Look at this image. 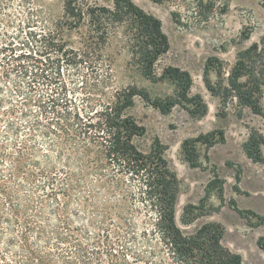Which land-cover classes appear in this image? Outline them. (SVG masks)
Returning <instances> with one entry per match:
<instances>
[{
  "label": "trees",
  "instance_id": "1",
  "mask_svg": "<svg viewBox=\"0 0 264 264\" xmlns=\"http://www.w3.org/2000/svg\"><path fill=\"white\" fill-rule=\"evenodd\" d=\"M13 1L0 0V264H130V224L124 220L116 225L110 214L99 213L95 195L84 192L86 176L103 180L109 196L124 192V178L137 180L155 216L153 233L174 263L243 264L239 254L224 248L220 225L205 223L193 233L178 227L179 180L164 158L165 146L155 140L143 154L133 144L144 128L126 112L135 96L148 100L147 93L128 89L102 105L94 93L86 92L85 72L97 75L109 36L120 27L128 45L131 30L138 64L144 75L151 76L155 63L170 49L161 21L132 0H113L112 7L63 0L62 17L47 26L31 10L18 18L10 11ZM17 1L28 8L33 0ZM82 28L80 48H73L71 34ZM235 61L226 84H212L209 71L214 69L222 79L221 64L215 56L207 58L205 88L222 103L234 98L264 118V48L252 43L237 52ZM75 76L81 77L80 83L71 81ZM162 78L177 84L187 104L177 103L191 115L207 114L200 95L187 96L192 86L187 71L169 66ZM153 105L168 114L175 104ZM224 141L221 130L194 141L185 139L184 159L191 168H199L193 145L202 142L212 148ZM262 143L251 135L242 148L249 159L264 163ZM213 186L222 199V182L211 180L205 191ZM88 201L90 217L84 212ZM230 205L241 217L258 219L253 225L264 223V218L240 210L234 201ZM200 207L185 205L181 223H193L198 214L189 211ZM256 244L264 249V237Z\"/></svg>",
  "mask_w": 264,
  "mask_h": 264
},
{
  "label": "rangeland",
  "instance_id": "2",
  "mask_svg": "<svg viewBox=\"0 0 264 264\" xmlns=\"http://www.w3.org/2000/svg\"><path fill=\"white\" fill-rule=\"evenodd\" d=\"M112 2L89 0L91 5L106 7H112ZM134 3L161 21L169 40V51L155 63L153 74L146 76L132 48L134 38L131 30L128 45L124 28H117L110 34L102 51L97 75L85 72L86 92L94 93L95 100L102 105L115 101L128 89L146 92L149 99L135 96L133 105L126 112L144 128L142 135L134 138L133 144L143 154L149 153L155 140L165 146L164 158L179 180L178 193L182 203L177 224L180 229L184 233H193L205 223L218 224L224 231V248L239 254L244 264H264V252L256 244L257 238L264 236V225L255 227L256 218L242 219L230 205L235 196L237 208L253 210L264 216V209L256 208L259 207L256 200L247 198L249 193L246 187L255 183L264 187V163L249 159L242 148L253 135L263 142L259 150L264 160V118L249 108L239 106L234 98L222 103L207 91L203 81V67L207 58L215 56L221 64L222 79L211 69L208 74L210 82L217 84L222 81L225 85L238 51L252 43L264 48V0H163L161 4H154L150 0H134ZM29 10L41 25L49 26L62 17L63 0H33L28 8L16 0L10 8L18 18H22ZM80 32L84 33L85 29L71 34L70 44L73 48H80ZM247 35L250 37L244 41ZM169 66L181 68L191 75L192 86L187 96L200 95L203 99L208 108L203 118H199L197 113L196 116L191 115L177 103L182 101L187 104L180 96L177 84L162 78L164 68ZM63 74L67 80V71L63 70ZM72 78L73 82H81L80 76ZM155 101L172 102L175 105L168 114H162L153 105ZM261 106L264 108V86ZM221 129L225 132L224 143L212 148L202 142L192 144L201 166L191 168L184 159L182 141H194L197 136H207ZM214 179L222 182V199L215 186L205 191L208 183ZM123 186V193L116 192L114 196H109L108 186L103 180L86 176L84 192L95 195V204L99 206L101 215L110 214L108 217H112L116 225H122L119 222L124 220L129 222L127 245L130 264H176L153 233L155 216L144 200L139 182L131 177L130 180L124 178ZM88 204L91 205V202H87L84 212L90 217L92 212ZM187 204L201 206L200 209L189 211L190 214H198V218L189 225L181 223L182 209ZM225 225H229L233 231L227 234ZM235 242L239 243L238 248L230 247Z\"/></svg>",
  "mask_w": 264,
  "mask_h": 264
},
{
  "label": "flooded vegetation",
  "instance_id": "3",
  "mask_svg": "<svg viewBox=\"0 0 264 264\" xmlns=\"http://www.w3.org/2000/svg\"><path fill=\"white\" fill-rule=\"evenodd\" d=\"M221 131H223L222 129H221ZM223 133H224V139H225V132L223 131ZM225 142V141H224ZM223 142V143H224ZM219 144V143H218ZM228 163L229 162H227L226 163V165H228ZM235 174L237 175V172H235ZM235 179V178H234ZM245 186L247 185V184H244ZM247 188H248V195L249 196H247V198H253V199H255L256 200V202H257V204L259 205V207H256L257 209L259 208V209H264V187L263 186H261V185H258V184H248L247 186H246ZM234 193V195H236L237 193L236 192H233ZM244 196H246V195H244ZM241 198H243V197H241ZM241 198H239V200L241 199ZM232 201H234L235 203H236V201H237V199L235 198V196H233V200ZM257 205V206H258ZM236 206H237V203H236ZM246 210V209H245ZM249 210V209H248ZM249 211H251V212H254L253 210H249ZM256 215H258V217H260V218H264V216H262V215H260V214H258V213H256V212H254ZM239 215V214H238ZM239 217L240 218H242V219H245V218H243V217H241L240 215H239ZM257 222H258V219H257ZM264 225V223H262V224H260V225H258V226H255V227H261V226H263ZM264 236L262 235V236H259L258 238H257V240H256V242L260 239V238H263ZM258 248H259V250L260 251H262V252H264V249L263 248H260L259 246H258Z\"/></svg>",
  "mask_w": 264,
  "mask_h": 264
},
{
  "label": "water",
  "instance_id": "4",
  "mask_svg": "<svg viewBox=\"0 0 264 264\" xmlns=\"http://www.w3.org/2000/svg\"><path fill=\"white\" fill-rule=\"evenodd\" d=\"M151 1V0H150ZM132 2L134 3V0H132ZM152 2V1H151ZM152 3H154V2H152ZM135 4V3H134ZM154 4H157V3H154ZM135 5H137V4H135ZM138 6V5H137ZM139 7V6H138ZM142 9V8H141ZM162 30H163V32L166 34V32L164 31V29H163V27H162ZM166 36H167V34H166ZM181 197L179 196L178 197V201H177V205H176V213H175V220H176V223H177V219H178V214L180 213V205H181ZM178 225V224H177ZM179 227V226H178ZM180 228V227H179ZM222 244L224 245V244H226V240L225 239H222ZM236 244V245H235ZM235 244L234 243H232L231 245H230V247H232V248H238V245H239V243H236L235 242ZM235 245V246H234ZM244 264V263H243Z\"/></svg>",
  "mask_w": 264,
  "mask_h": 264
},
{
  "label": "crops",
  "instance_id": "5",
  "mask_svg": "<svg viewBox=\"0 0 264 264\" xmlns=\"http://www.w3.org/2000/svg\"><path fill=\"white\" fill-rule=\"evenodd\" d=\"M226 226V225H225ZM226 228H227V234L228 233H230L231 231H233V230H231V228L229 227V225H227L226 226ZM235 231V230H234ZM237 233V232H236ZM238 234V233H237ZM239 235V234H238ZM240 236V235H239ZM224 237H225V235H224ZM224 239V238H223Z\"/></svg>",
  "mask_w": 264,
  "mask_h": 264
}]
</instances>
